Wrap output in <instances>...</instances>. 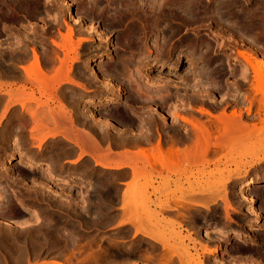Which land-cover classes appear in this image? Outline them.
I'll return each instance as SVG.
<instances>
[{"label": "rangeland", "instance_id": "obj_1", "mask_svg": "<svg viewBox=\"0 0 264 264\" xmlns=\"http://www.w3.org/2000/svg\"><path fill=\"white\" fill-rule=\"evenodd\" d=\"M1 1L0 183L10 187L0 189V216L5 215L9 223L0 219V264H39L49 260L60 264H162L165 258L171 259L169 264H178L179 255L184 259L188 254L199 256L204 264L223 260V264H264V126L255 122L258 129L239 144L232 148L218 146L225 150L210 145L207 153L198 158L192 152L191 140L179 144L172 137L178 116L196 118L180 108L200 105L215 113L218 109L214 100L227 96L238 99L249 92L236 89L238 67L247 65L237 52L247 51L253 58L264 56V0H236L245 11L256 7L262 18L256 35L246 33L241 39L213 20L210 10L217 0H195L202 17L197 21L188 22L165 12L156 29L146 28L144 22L140 24L142 41H148L144 47L149 50L141 49L145 52L128 42L129 21L140 16L142 9L154 12L158 3L162 5L165 0H26L23 5L18 0ZM128 1L135 2V9ZM127 2L131 9H126ZM119 8L128 13L126 17H119ZM68 29L75 46L68 55L73 58L68 61L73 83L63 81L54 90L48 87L55 82L31 83L23 68L33 62V50L39 54L43 70L52 74L55 65H59L58 59L65 56L51 41H60L59 35ZM113 66L125 68V75L119 76ZM101 70L109 76L101 74ZM105 77L109 80L105 81ZM181 77L189 81L160 85L162 88L155 85L156 91L154 86L149 91L145 89L149 79L161 82ZM225 78L232 82H224ZM151 93L156 102L157 95L162 97L159 102L163 107L145 102L147 94L153 99ZM138 96L146 97H141V101ZM10 98L20 101L13 100L8 106ZM189 99L187 105L185 100ZM208 99L213 102L208 103ZM21 102L28 105L29 114L34 112V120ZM105 115L114 125L105 121ZM36 122L40 129L33 126ZM185 124L182 131L192 133L190 123ZM32 127L36 129L32 131ZM70 128L79 144L65 139ZM191 133L188 137L192 139ZM157 141L162 153L168 149L179 153L172 165L154 164V169L139 155L140 151L149 153ZM183 144L186 145L182 147ZM117 148L124 152L116 153ZM121 163L125 165L117 166ZM126 163L135 165L136 170ZM230 173L233 177L222 186ZM248 178L260 179L248 188L254 196L252 206L244 203L239 190ZM126 180L131 183L121 192L120 183ZM226 197L229 207L223 202ZM202 205H207V209ZM251 209H259L260 217L252 215ZM135 222L147 235L135 227ZM184 248H188L187 252Z\"/></svg>", "mask_w": 264, "mask_h": 264}, {"label": "bare ground", "instance_id": "obj_2", "mask_svg": "<svg viewBox=\"0 0 264 264\" xmlns=\"http://www.w3.org/2000/svg\"><path fill=\"white\" fill-rule=\"evenodd\" d=\"M3 1V0H2ZM1 1V2H2ZM24 1H26V0H18V2H19V4H24L25 2ZM29 1V0H28ZM27 1V2H28ZM32 1V0H31ZM51 1V0H50ZM60 1V0H59ZM116 1V0H115ZM124 1H126V0H123V2ZM150 1V0H149ZM159 1H161V0H159ZM164 1V0H163ZM166 1V0H165ZM165 1L164 2H162V5L160 4V2L158 3V5L156 6L155 4H153L154 6H156L157 8H155L156 10L154 11V12H151V13H146L145 12V9H144V12H142V10L141 9H139V7H138V9L139 10H141V15L140 16H135V17H133V15L132 14H130V12H129V14L130 15H132V18H135V19H132L131 21H129V25H130V28H131V30L129 31V34H127L128 35V42H132V44L134 45V47H136L137 49H144V48H146L145 50H147L148 48H147V46H145L144 47V45H145V41H147L146 39L147 38H145V41H142V37H141V30L142 29H140L141 28V26H140V24H142V22H144V23H146V28L147 27H149L150 28V30L152 29L153 30V28L154 29H156L155 27H157V24L160 22V20L162 19L160 16H165L168 12L169 13H171V15H173L172 17H174L175 15H176V17H180L181 19L182 18H186V19H188L187 21L189 22V19L191 20L190 22H193L192 20H198V19H201L200 18V11H199V14H198V9L196 8V6L195 5H197V4H195V0H171L170 2H169V0H167V2H169V3H167V4H165ZM55 2V1H54ZM72 2V1H71ZM121 3H123L122 1H120ZM128 2H130V1H128ZM127 2V5H129V3ZM145 2V1H144ZM152 2H154V0L152 1ZM158 2V1H157ZM238 2V1H237ZM236 2V0H221V1H218L217 0V2H214L213 3V5L211 6V10H210V15H211V17H212V19L213 20H215L216 22H218L219 24H221V25H224L225 27H227V29L229 28L232 32H234L235 34H237V35H239L240 36V38H241V36H243L244 34H246V33H250V34H257V32H258V27H260L259 25H260V21H262V18L259 16V14H258V12H257V9H256V7H254V6H252L251 8H249L248 10L246 9V11H245V9L243 10V8H241L240 6H241V4H240V2H238L237 3ZM10 3V2H9ZM8 3V4H9ZM32 3V2H31ZM61 3V2H60ZM63 3H64V1H63ZM63 3H61L62 5H64ZM66 3H68V2H66ZM69 3H70V1H69ZM113 4H114V2H112ZM121 3H118V7L120 6L121 7ZM124 3H126V2H124ZM123 3V5L125 6V4ZM142 3V2H141ZM155 3V2H154ZM163 3H164V5H163ZM201 3V2H200ZM2 4V3H1ZM112 4V5H113ZM130 4H132V5H134V8L133 9H135V2H130ZM151 4V3H150ZM157 4V3H156ZM240 4V5H239ZM4 5V4H3ZM6 5V4H5ZM22 5H20V6H22ZM25 5H29V4H25ZM24 5V6H25ZM67 5V4H66ZM144 5V4H143ZM151 6V7H154V6ZM249 5V4H248ZM13 6V5H12ZM116 6V7H117ZM131 5H129V6H126V9L128 8H132V7H130ZM138 6V5H137ZM136 6V7H137ZM59 7H61V6H59ZM210 7V6H209ZM114 8V7H113ZM146 8V7H145ZM62 9H64V8H62ZM66 9V8H65ZM116 9V8H115ZM127 9V10H128ZM148 9V8H147ZM205 9V8H204ZM207 9V8H206ZM59 10H61V9H59ZM66 10H68V9H66ZM84 10V9H83ZM117 10H119V11H116V12H118V15H119V17H122V18H124V17H126V15L128 14L126 11H124V10H121L120 8L119 9H117ZM200 10V9H199ZM114 11V10H113ZM115 11H114V13H115ZM133 11H135V10H133ZM147 12H148V10H146ZM204 11V13H205V10H203ZM207 11V10H206ZM78 12V11H77ZM80 12V11H79ZM135 12H137V11H135ZM165 12H166V14H165ZM81 13H83V12H81ZM86 13V12H85ZM134 13V12H133ZM165 15H164V14ZM4 14V13H3ZM62 14V13H61ZM69 14V13H68ZM137 14V13H136ZM162 14V15H161ZM206 14H208V12L206 13ZM72 15V14H71ZM80 15H83V14H80ZM80 15H78L79 17L78 18H80ZM107 15V14H106ZM114 16L115 15H117V13L116 14H113ZM209 15V16H210ZM61 17V16H60ZM167 17H169V15L167 16ZM199 17V18H198ZM77 17H76V20H75V18H74V20H75V23L76 24H78V22L80 21V20H78L77 21V19H78ZM166 18V17H165ZM260 18H261V20H260ZM73 19V18H72ZM83 19V18H82ZM178 19V18H177ZM185 19V20H186ZM211 19V18H210ZM73 20V21H74ZM116 20V19H115ZM115 20H113L114 22H116ZM118 20V19H117ZM122 20V19H121ZM124 20V19H123ZM184 20V21H185ZM61 21H63V20H61ZM138 21V25L140 26V27H137L138 25H136L137 22ZM161 21H163V20H161ZM172 21V20H171ZM208 21V20H207ZM209 22V21H208ZM63 23H65V22H63ZM264 24V23H263ZM90 25H91V23H90ZM201 25V24H200ZM206 25V24H205ZM215 25V24H214ZM94 26V25H93ZM143 26V25H142ZM163 26V25H162ZM166 26V25H165ZM203 26V25H202ZM210 26V25H209ZM43 27V26H42ZM85 27V26H84ZM69 28V27H68ZM88 28V27H87ZM91 28H93V27H91ZM143 28V27H142ZM159 28V27H158ZM58 29V28H57ZM220 29V28H219ZM93 30H94V28H93ZM97 30V29H96ZM140 30V31H139ZM148 30V29H147ZM230 30H229V32H230ZM256 30H257V32H256ZM59 31V33L61 32L60 30H58ZM67 31V30H66ZM100 31V30H99ZM152 32V31H151ZM161 32V31H160ZM224 32V31H223ZM61 33H63V32H61ZM150 33V32H149ZM158 33V32H157ZM233 34V33H232ZM156 35V34H155ZM171 35V34H170ZM231 35V34H230ZM60 36H61V39H60V41H58V42H56L57 40H52L51 42H52V44L53 45H55V46H57L59 49H62V51H63V53H64V58L63 59H58L59 61V65L57 66V65H55L56 67H54L55 69H53L51 72H52V74L51 73H49V74H47V72H46V70L44 71L43 70V68L41 67V65H40V61H39V57H38V55L34 52V50H33V62H31V64H29V66H27V67H24L23 68V70H24V72H25V76L27 77V78H29V80H30V82L32 81V80H36V81H39V82H37V83H40L41 84V82H46L47 81V83H49V81H51V82H55V85H51L50 87H48V86H45L44 87V89L46 88L47 89V87L48 88H50V89H55V87L57 88V85L60 83L61 84V82H68V83H73V80H71L70 79V76H69V72H70V66L68 65V61L69 62H71V61H73V58H70V57H68V55L71 53V52H73L74 50H75V46H74V41L72 40V32H71V30L70 29H68V32H66L65 34H60L59 35V38H60ZM145 36V35H144ZM148 36V35H147ZM146 36V37H147ZM231 37V36H230ZM253 37V36H252ZM251 37V38H252ZM236 37H234L233 39H235ZM239 38V37H238ZM244 38V37H243ZM250 38V37H249ZM131 39V40H130ZM144 39V38H143ZM242 39V38H241ZM241 39H239V40H241ZM79 40V39H78ZM77 40V42H80V41H78ZM151 40V39H150ZM246 40V39H245ZM245 40H244V42H245ZM126 41V40H125ZM155 41V40H154ZM229 41V40H228ZM242 42H243V40H241ZM248 41V40H247ZM249 41H251V40H249ZM148 42V41H147ZM159 42V41H158ZM235 42H237L236 40H235ZM240 42V41H239ZM157 43V42H156ZM160 43V42H159ZM203 43V42H202ZM252 43H253V41H252ZM127 44H129V43H127ZM131 44V43H130ZM147 44V43H146ZM154 44V43H153ZM196 44V43H195ZM240 44H241V42H240ZM247 44V43H246ZM156 45V44H155ZM154 45V46H155ZM190 45V44H189ZM193 45V44H192ZM197 45V44H196ZM195 45V46H196ZM245 45V44H244ZM243 45V46H244ZM251 45V44H250ZM194 46V45H193ZM241 46H242V44H241ZM249 46V45H248ZM144 47V48H143ZM170 47V46H169ZM247 47V46H246ZM191 48V47H190ZM164 49V48H163ZM248 49V48H247ZM255 49V48H254ZM149 50V49H148ZM152 50V49H151ZM160 50V49H159ZM162 50V49H161ZM190 50V49H189ZM141 51H143V52H145L144 50H141ZM258 51V50H257ZM107 52V51H106ZM149 52V51H148ZM159 52V51H158ZM161 52V51H160ZM198 52V51H197ZM202 53H203V51H202ZM238 53V56L240 57V59L241 60H243V61H245L246 62V64L247 65H243V64H240V67H238V71H239V74L238 75H240V78L239 79H237V81H235V85H236V89L238 90V89H242L243 91H244V89H246V91L248 90L249 92H247L245 95H244V99L246 100V102H247V105H246V107L243 109L242 107H241V102H240V100L239 99H236L235 97L233 98V100H231V104L230 105H232L231 107H232V109H230L228 112H226L225 111V109H223L222 107L220 108V106H219V108H220V110L222 111V112H219V113H217V114H213L212 112H210L209 110H206V108L204 109V107H201L200 108V110L199 111H204L208 116H213L212 118L214 119H210L211 121H201V120H199L198 118H191V117H185V116H178V119H180L181 120V122H186V123H190V125L192 126V133H191V135H193V138L191 139L190 137H188V139H189V141L191 140V142H192V144H193V146H194V148H193V150H192V152H193V154L195 155V156H197V158H198V156H202V154H205V152L207 153V150H208V148L210 147V145H213V146H221V145H223V146H226V148H232V146H234V144H236V143H240V142H242L243 141V139H246V137H248L249 135H250V133L251 132H253V131H256V129H258L257 128V126H256V123L255 122H257L259 125H261L262 127L264 126L263 124H264V56L263 57H257V58H253L252 57V54L251 53H249V52H247V51H239V52H237ZM253 53V52H252ZM75 54V53H74ZM155 54V53H154ZM161 54H162V52H161ZM205 54V53H204ZM235 54V53H234ZM258 54H259V51H258ZM260 54H262V53H260ZM141 55V54H140ZM160 55V54H159ZM158 55V56H159ZM58 56V55H57ZM56 56V57H57ZM70 56H74V55H70ZM200 56H202V54L200 55ZM261 56V55H260ZM110 57V56H109ZM122 57H124V55L122 56ZM141 57H145V56H141ZM166 57V56H165ZM205 57V56H204ZM62 58V57H61ZM106 58V57H105ZM126 58V57H125ZM137 58V57H136ZM135 58V59H136ZM139 58V57H138ZM137 58V59H138ZM145 58H147L148 59V56H146ZM224 58V57H223ZM122 59V58H121ZM202 59H204V58H202ZM91 60H92V58H91ZM90 60V61H91ZM145 60V59H144ZM199 59H197V61H198ZM227 60V59H226ZM225 60V61H226ZM239 60V59H238ZM56 61V60H55ZM99 61V60H98ZM203 61V60H202ZM228 61V60H227ZM93 62V61H92ZM101 62V61H100ZM149 62V61H148ZM205 62V61H204ZM230 62V61H229ZM228 62V63H229ZM97 63V62H96ZM125 63V62H124ZM141 63V62H140ZM58 64V63H57ZM138 64V63H137ZM168 64V63H167ZM175 64V63H174ZM203 64V63H202ZM90 65V64H89ZM98 65H99V62H98ZM125 66V65H124ZM128 66V65H127ZM136 66V65H135ZM172 66V65H171ZM189 66V65H188ZM197 66V65H196ZM96 67H98L97 65H96ZM168 67V66H167ZM192 67V66H191ZM193 67H194V65H193ZM138 68V67H137ZM140 68V67H139ZM237 68V67H236ZM91 69H93L92 67H91ZM97 69V68H96ZM103 69V68H102ZM126 69H128V67L126 68ZM159 69V68H158ZM187 69V68H186ZM201 69V68H200ZM112 70L114 71V72H116V73H119L120 75L119 76H121V75H125L124 73H125V68H118L117 66H113L112 67ZM130 70V69H129ZM137 70V69H136ZM139 70V69H138ZM203 70V69H202ZM206 70V69H205ZM209 70V69H208ZM99 71H100V68H99ZM102 71V70H101ZM104 71V70H103ZM102 71V72H103ZM236 71H237V69H236ZM237 71V72H238ZM49 72V71H48ZM93 72H94V70H93ZM98 72V71H97ZM195 72V71H194ZM202 72V71H201ZM130 73V72H129ZM128 73V74H129ZM95 74V73H94ZM101 74H106V71H105V73L103 72V73H101ZM137 74V73H136ZM140 74V73H139ZM196 74V73H195ZM204 74V73H203ZM231 74H233V73H231ZM106 75H108V73L106 74ZM105 75V76H106ZM194 75V74H193ZM208 75V74H207ZM109 76V75H108ZM114 76V75H113ZM137 76V75H136ZM141 76V75H140ZM146 76V75H145ZM209 76V75H208ZM251 76H253V77H251ZM102 77V76H101ZM104 77V76H103ZM124 77V76H123ZM132 77V76H131ZM135 77V76H134ZM147 77V76H146ZM194 77V76H193ZM204 77V76H203ZM207 77V76H206ZM247 77H251V78H253V79H251V80H249ZM98 78V77H97ZM126 78V77H125ZM182 78V77H181ZM238 78V77H237ZM105 81H107V80H109L107 77H105ZM130 79V78H129ZM141 79V78H140ZM143 79V78H142ZM153 79H155V78H153ZM157 79H159V78H157ZM195 79V78H194ZM204 79V78H203ZM28 80V81H29ZM103 80V79H102ZM178 79H168V80H165V81H161V82H159V81H155V82H153V80L152 81H150V79L148 80V81H145V84H146V88H145V86H144V88L145 89H147L148 91L154 86V88L156 87L155 85H159V87H160V85H162V86H170V85H178V83H181V82H188L189 81V79H187V77L186 78H182L181 80L179 79L178 81H177ZM198 81V80H197ZM202 81V80H201ZM211 81V80H210ZM109 82V81H108ZM195 82V81H194ZM31 83H33V82H31ZM34 83H36V82H34ZM111 83V82H110ZM143 83V82H142ZM201 83V82H200ZM203 83V82H202ZM51 84H53V83H51ZM109 84V83H108ZM130 84V83H129ZM134 84H136V83H134ZM137 84H138V81H137ZM209 84V83H208ZM116 85V84H115ZM191 85V84H190ZM204 85V84H203ZM141 86H143V84H141ZM192 86V85H191ZM119 87V86H118ZM158 87V86H157ZM158 87V89H159V91L161 90L160 88H162V87H160L159 88ZM172 87V86H171ZM189 87V86H188ZM133 88V87H132ZM137 88H138V85H137ZM143 88V89H144ZM168 88V87H167ZM196 88V87H195ZM210 88V87H209ZM21 89V88H20ZM141 89V88H140ZM157 89V90H158ZM169 89V88H168ZM200 89H202V88H200ZM211 89V88H210ZM134 90V89H133ZM138 90V89H137ZM136 90V91H137ZM154 91H156V88L155 89H153ZM152 90V92H154ZM193 90V89H192ZM196 90V89H195ZM205 90V89H204ZM203 90V91H204ZM24 91V90H23ZM51 91V90H50ZM162 91V90H161ZM165 91V90H164ZM200 91V90H199ZM133 92V91H132ZM141 92V91H140ZM139 92V93H140ZM145 92H147L146 90H145ZM145 92H144V94H145ZM151 92V91H150ZM166 92V91H165ZM168 92V91H167ZM194 92V91H193ZM45 93H47V92H45ZM138 93V94H139ZM148 93V92H147ZM159 93V92H158ZM12 94H13V92H12ZM137 94V95H138ZM142 94H143V92H142ZM143 94V95H144ZM154 95V93H151V95ZM156 94V93H155ZM160 94V93H159ZM161 94H163L162 95V97L164 96V92L163 93H161ZM169 94V96L167 97V98H169L170 97V92L168 93ZM167 93L165 94V95H168ZM172 94V93H171ZM174 94V93H173ZM180 94V93H179ZM187 94V93H186ZM188 94H190V93H188ZM187 94V95H188ZM193 94V93H192ZM197 94V93H196ZM10 95V94H9ZM149 95V96H148ZM152 95V96H153ZM176 92H175V97H176ZM185 95V94H184ZM202 95V94H201ZM13 95H10V97H12ZM17 96V95H16ZM158 97L157 98H159V99H161L162 97L161 96H159V95H157ZM178 96V95H177ZM193 96L195 97V94H193ZM197 96V95H196ZM213 96V95H212ZM13 97H15V96H13ZM12 97V98H13ZM135 97V96H134ZM139 97V96H138ZM141 97H143V96H141ZM141 97H139L140 99H141ZM144 97H146V96H144ZM144 97L142 98L143 100H144ZM156 96L154 95V97H153V99H151L152 97L150 96V94H147V97L145 98V102H149V103H154V105H155V103H157V106H160V107H163L161 104H160V102H159V99H158V102H156V101H154V98H155ZM172 97V96H171ZM192 98L191 100H194L195 98ZM227 97H229V96H227ZM12 98H10V100H9V102H8V104H6V105H11L12 103H13V100H14V102L15 101H20L19 99L18 100H15V99H12ZM164 98V97H163ZM166 98V97H165ZM177 98V97H176ZM179 98V97H178ZM188 98V97H187ZM209 98V97H208ZM8 99V98H7ZM24 99V98H23ZM74 99V98H73ZM139 99V100H140ZM142 99H141V101H142ZM156 99V98H155ZM181 99V98H180ZM184 99V98H183ZM204 99V98H203ZM227 99V98H226ZM138 100V101H139ZM198 100V99H197ZM200 100V99H199ZM209 100V99H208ZM207 100V101H208ZM230 100V99H229ZM23 101H25V99L23 100ZM161 101V100H160ZM164 101H166V99H164ZM176 101H178V100H176ZM182 101V100H181ZM215 101V100H214ZM179 102V101H178ZM185 102L187 103V105H188V103H190V99L189 100H185ZM201 102V101H200ZM213 102V101H212ZM217 102H218V100H217ZM25 103V102H24ZM23 102H21L20 104H21V106L22 107H25V109L26 110H28V114H29V109H27L28 108V105L27 106H25V104H24ZM148 103V104H149ZM165 103V102H164ZM163 103V104H164ZM177 103V102H176ZM208 103H209V101H208ZM227 103H228V101H227ZM201 104V103H200ZM151 105V104H150ZM174 105V104H173ZM181 105V104H180ZM213 105V104H212ZM227 105H229V104H227ZM226 105V107H228ZM229 105V106H230ZM192 106V105H191ZM200 106V105H199ZM216 106V105H215ZM6 107V106H5ZM27 107V108H26ZM178 107V106H177ZM176 107V108H177ZM186 107V106H185ZM223 107H225V106H223ZM7 108V107H6ZM5 108V109H6ZM175 108V109H176ZM183 108V107H182ZM255 108V109H254ZM33 109V108H32ZM190 109V108H189ZM218 109V108H217ZM179 110H181V109H179ZM31 111V110H30ZM202 112H200V113H202ZM203 112V113H204ZM31 114H29V115H31V118L33 117V116H35V115H32V114H34V112L32 113V112H30ZM105 113V112H104ZM174 113V112H173ZM172 113V114H173ZM190 113V112H189ZM176 115V114H175ZM178 115V114H177ZM176 115V116H177ZM251 115H252V117H251ZM108 116V115H107ZM175 116V117H176ZM100 117V116H99ZM101 117H104V114L102 113V116ZM36 118V117H35ZM38 118V117H37ZM208 119V120H209ZM32 120H34V117H33V119ZM44 120H45V118H44ZM104 120V119H103ZM179 120V121H180ZM249 120H253L252 122H250ZM40 121H42L41 119H40ZM105 121L108 123V124H113V123H111V120H110V118L109 117H106V115H105ZM32 122H34V121H32ZM39 123V122H38ZM38 123L36 122L35 123V125H33V126H36V125H38ZM105 123V122H104ZM41 124H43V123H41ZM39 125H40V123H39ZM114 125V124H113ZM43 126V125H42ZM110 126V125H109ZM36 127H38V126H36ZM261 127V128H262ZM39 129H40V127H38ZM42 128V127H41ZM36 128H33L32 127V131L33 130H35ZM41 131V130H40ZM73 131H74V129L73 128H70V132H68L69 134L68 135H66L65 137V139H67V140H69L70 139V141L72 140V142H74L75 144H79L80 143V141H79V143L77 142V140H75L76 138H77V135H75L74 133H73ZM39 132V131H38ZM75 132V131H74ZM35 133H37V132H35ZM41 134V133H40ZM31 135H32V133H31ZM14 137V136H13ZM41 137V136H40ZM75 138V139H74ZM42 139H43V137H42ZM211 140H214V141H211ZM134 142H138L137 140H135ZM97 144V143H96ZM159 141H157V144H156V146H153V148H151V151L149 152V153H145V152H143V151H140L141 152V154H139V155H142L143 157H144V159L147 161V163L149 164V167H153V165L155 164H159L160 165V167H161V165H164V166H170L169 164H171L172 165V161H173V158L176 156L175 154L177 153V155H179V153L178 152H176L175 154L170 150V149H168L167 151H165V152H161V148H160V146H159ZM191 143H190V145H192ZM75 146H77V145H75ZM132 146V145H131ZM218 147V148H220V149H222V148H224V150H225V147ZM97 147V146H96ZM100 147V146H99ZM192 147V146H191ZM190 147V148H191ZM168 148V147H167ZM78 149V148H77ZM100 149V148H99ZM108 149V148H107ZM106 149V150H107ZM188 149V148H187ZM103 150H105V149H103ZM102 150V151H103ZM146 150V149H145ZM190 150V149H189ZM227 150V149H226ZM83 151V150H82ZM219 151V150H218ZM231 151H232V149H231ZM124 152V151H123ZM132 152V151H131ZM130 152V153H131ZM175 152V151H174ZM107 153H108V150H107ZM186 153H187V151H186ZM185 153V154H186ZM213 153V152H212ZM232 153V152H231ZM82 154V153H81ZM80 154V155H81ZM109 154H111L110 152H109ZM228 154H230V153H228ZM249 154V153H248ZM79 155V156H80ZM106 154H104V156H105ZM114 155V157H116L115 156V154H113ZM119 155V154H118ZM137 155V154H136ZM139 155H137V156H139ZM182 155H184L183 153H182ZM193 155V156H194ZM231 155V154H230ZM245 155V154H244ZM78 156V157H79ZM111 156V155H110ZM120 156V155H119ZM243 156V155H242ZM128 157V156H127ZM142 157V158H143ZM239 157V156H238ZM241 157V156H240ZM239 157V158H240ZM94 158H96V157H94ZM109 158V157H108ZM142 158H140V160L142 159ZM182 158V157H181ZM98 159V158H97ZM139 160V161H140ZM142 161H144V160H142ZM232 161V160H231ZM233 161H235V163H236V160L234 159ZM16 162V161H15ZM21 162H22V160H21ZM97 162V161H96ZM17 163V162H16ZM142 163V162H141ZM238 163V162H237ZM243 163V162H242ZM98 164H100V165H102V166H106V167H112L111 165L112 164H106V163H103V162H100V161H98ZM132 164V163H131ZM131 164H127L126 163V165L128 166V167H130L131 168V170H136V167H135V165L133 166V165H131ZM143 164V163H142ZM145 164V163H144ZM245 164V163H244ZM122 165H125V163H121V164H117V166H122ZM154 165V166H155ZM239 165V164H238ZM164 166H162V167H164ZM236 166V165H235ZM10 167H11V164H10ZM240 167V166H239ZM9 168V167H8ZM140 168V167H139ZM139 168H137V169H139ZM147 168V167H146ZM154 168V167H153ZM169 168V167H168ZM13 169V168H12ZM141 169V168H140ZM155 169V168H154ZM239 169V168H238ZM138 172V171H137ZM238 173V172H237ZM130 174H132V173H130ZM139 174V173H138ZM133 175V174H132ZM136 176V175H135ZM227 176V175H226ZM225 176V179L223 180V185L222 186H224L225 187V185H226V183L227 182H229L230 181V179L233 177V175H232V173H230V174H228V176L226 177ZM134 179V178H133ZM132 179V180H133ZM137 180V179H136ZM258 180H260L259 178H248L247 180H245V181H242V184L240 185V188H239V190H240V194H241V199L244 201V203L246 202L249 206H252L253 204H254V196L251 194V193H249L248 192V188L252 185V184H254V183H256ZM8 181V180H7ZM130 181L127 183V185L129 186L130 185ZM125 184V183H124ZM8 187H10V185L8 186V183L7 184H2V183H0V189H2V190H7L8 189ZM223 187V188H224ZM252 187V186H251ZM225 189V188H224ZM187 201L186 202H190V203H194L193 201L194 200H189L188 201V199H186ZM183 201H185V200H182V202ZM192 201V202H191ZM223 202H224V205H226V207L228 206L229 207V201H228V199H227V197L226 198H224L223 199ZM202 206H204V205H202ZM129 207V206H128ZM206 209H207V205L206 206H204ZM257 207V206H256ZM130 208V207H129ZM255 208V207H254ZM131 209V208H130ZM123 210L125 211V210H127V208L125 209L124 207H123ZM132 210V209H131ZM251 213H252V215H254L256 218H259L260 217V210L259 209H251ZM0 213H2V212H0ZM5 214V213H4ZM128 214V213H127ZM131 215H133V214H131ZM5 216V215H4ZM3 215L2 216H0V219H3V221L5 222V224H9V223H6V221H8L7 219H5L6 217H4ZM263 216V215H262ZM255 218V219H256ZM136 218H134V220H135ZM10 220V219H9ZM131 221H132V219H131ZM136 221V220H135ZM3 222V223H4ZM128 222H130V221H128ZM134 223V222H133ZM133 223H131V224H133ZM136 223V222H135ZM12 224V223H11ZM10 224V225H11ZM136 226V228L138 227L137 226V223L135 224ZM258 226V225H257ZM138 228H142V227H138ZM222 229V228H221ZM247 229H249V228H247ZM252 229V228H251ZM140 230V229H139ZM138 230V231H139ZM217 230V229H216ZM57 231V230H56ZM218 231V230H217ZM222 231H224V230H222ZM226 231H227V229H226ZM140 232H143V233H146L147 231L146 230H144L143 228L140 230ZM219 233V232H218ZM228 233V232H227ZM241 233V232H240ZM247 233V232H246ZM150 234V233H149ZM143 235V234H142ZM146 235H147V233H146ZM15 239V238H14ZM156 239V238H155ZM12 241V240H11ZM14 242V241H13ZM161 243H163V242H161ZM165 243V242H164ZM178 243V242H177ZM161 245V244H160ZM164 245V244H163ZM166 245V244H165ZM13 248V247H12ZM164 248H165V246H164ZM185 248H186V246H185ZM184 248V252H187V250H188V248L187 249H185ZM167 249V248H166ZM168 249H170V247H168ZM207 251H208V249H207ZM175 252V251H174ZM208 252H211L210 250L208 251ZM182 253V252H181ZM22 254V253H21ZM42 254V253H41ZM173 254V253H172ZM183 254V253H182ZM182 254H181V256H182ZM88 255V254H87ZM86 255V256H87ZM167 255V254H166ZM168 255H170L169 253H168ZM175 255V254H174ZM189 255V254H188ZM188 255H185V258L184 259H181L180 258V255H179V257H178V260L177 261H179V263L178 264H189V262H191V261H194L196 264H204V262H203V260H201L200 258H199V256H197L196 255V257H190V256H188ZM165 256V255H164ZM175 256H177V254L175 255ZM203 256V255H202ZM83 257V256H82ZM166 257V256H165ZM168 257V256H167ZM85 258V260L87 261V259L86 258H88V256L87 257H84ZM84 258H83V260H84ZM183 258V257H182ZM12 259V258H11ZM18 259V258H17ZM78 259V258H77ZM166 259V260H165ZM163 261H161V262H163L162 264H169V261L171 260L170 258H165ZM167 259H169V260H167ZM16 261V260H15ZM28 261V260H27ZM218 261V260H217ZM85 262V261H84ZM84 262H82L83 264H85ZM171 262H173V261H171ZM223 262H224V260L223 261H221V262H219L218 264H223ZM35 263H37V262H35ZM228 263V262H227ZM39 264H60L59 262H57V261H55V260H49V261H45V262H41V263H39ZM70 264H72V263H70ZM176 264V263H175Z\"/></svg>", "mask_w": 264, "mask_h": 264}, {"label": "flooded vegetation", "instance_id": "obj_3", "mask_svg": "<svg viewBox=\"0 0 264 264\" xmlns=\"http://www.w3.org/2000/svg\"><path fill=\"white\" fill-rule=\"evenodd\" d=\"M250 80V79H249ZM205 81V80H204ZM224 82H232V80H227V78H225L224 79ZM181 93V92H180ZM182 94V93H181ZM246 94V93H245ZM245 94H241V95H239V97H238V99H240V102L242 103L241 104V107L244 109L245 107H246V105H247V103L245 102L246 100L244 99V95ZM196 98H197V96H196ZM195 98V99H196ZM227 98V99H226ZM233 98L234 97H225L224 98V100L223 99H217L218 100V102H217V100H215L214 101V105H216L215 107L216 108H218V110H217V112H213L210 108H206L207 110H210L213 114H217V113H219V112H222L221 110H220V108L222 107L223 109H225V111L227 110V112L230 110V109H232V105H230L231 104V100H233ZM194 99V100H195ZM226 99V100H225ZM230 99V100H229ZM209 102H212V100H208ZM227 101H228V103H227ZM227 104H229V105H227ZM226 105L228 106V107H226ZM219 106H220V108H219ZM223 106H225V107H223ZM190 108V109H189ZM200 108H201V106H194V107H186V108H180L181 110H185L186 112H190V115H192V116H194V117H196V118H200L201 120H206V121H211L210 119V116H208L204 111V113L202 112V111H199L200 110ZM199 109V110H198ZM204 109H205V107H204ZM231 111V110H230ZM200 112H202V113H200ZM213 117V116H212ZM210 118V119H209ZM209 119V120H208ZM180 119H178V121H177V123H178V125H177V129L175 130V132H174V134L172 135V137H173V140H174V142H177V143H182V142H185V141H187L188 140V135L191 133L190 132V130L188 131V132H186L185 130H183L182 131V128L184 127V125H186L185 123L186 122H181V120L179 121ZM189 129V128H188ZM168 136H170V135H168ZM163 140L164 141H167V139H165V138H163ZM186 144H183L182 145V147L183 146H185ZM206 226V225H205Z\"/></svg>", "mask_w": 264, "mask_h": 264}, {"label": "crops", "instance_id": "obj_4", "mask_svg": "<svg viewBox=\"0 0 264 264\" xmlns=\"http://www.w3.org/2000/svg\"><path fill=\"white\" fill-rule=\"evenodd\" d=\"M135 144H139V143H136V142H134ZM78 152H80V148L78 147V150H77ZM123 150L121 149V148H117V149H115V152L116 153H118V152H122ZM81 154V153H80ZM79 154V155H80ZM78 155V156H79ZM127 166V165H126ZM128 167V166H127ZM129 181L128 180H126V181H123V182H121L120 183V187H121V192H123L125 189H126V187H127V183H128ZM125 183V184H124Z\"/></svg>", "mask_w": 264, "mask_h": 264}]
</instances>
